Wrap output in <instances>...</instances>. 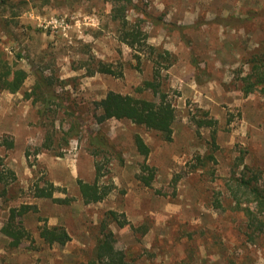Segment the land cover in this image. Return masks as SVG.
I'll return each instance as SVG.
<instances>
[{
	"label": "rangeland",
	"instance_id": "obj_1",
	"mask_svg": "<svg viewBox=\"0 0 264 264\" xmlns=\"http://www.w3.org/2000/svg\"><path fill=\"white\" fill-rule=\"evenodd\" d=\"M115 1L0 0V52L28 73L19 91L0 89V264H81L107 230L135 264H264V225L228 189L232 176L264 187V94L240 88L264 42V0H132L126 18L148 44L135 47L121 40ZM99 61L115 73L96 71ZM156 76L176 110L172 140L127 119L98 121L108 91L158 100L139 90ZM97 168L109 192L86 203L78 182ZM47 182L71 202L35 196ZM22 205L28 235L12 248L1 228ZM43 225L71 239L46 243Z\"/></svg>",
	"mask_w": 264,
	"mask_h": 264
},
{
	"label": "trees",
	"instance_id": "obj_2",
	"mask_svg": "<svg viewBox=\"0 0 264 264\" xmlns=\"http://www.w3.org/2000/svg\"><path fill=\"white\" fill-rule=\"evenodd\" d=\"M121 0H116L112 8V17L121 25L122 36L121 40L131 47H135L136 43L146 42V34L140 28H136L127 20L126 9L132 4V0H124L123 4H119ZM152 47V46H151ZM154 49V48H153ZM169 54L168 52H164ZM162 59H167L164 54H160ZM171 63V62H170ZM247 63L249 65L248 73L242 76L240 88L244 94L248 95L254 91H259L264 94V42L261 47L251 52L247 56ZM96 71L103 73H115L110 65L99 61ZM28 73L23 68H15L10 65L0 52V89L17 92L23 86ZM151 89L156 93H160L158 100L147 99L142 96H134L131 94H123L116 91H108L106 95L96 102L97 108L101 111L98 116V121L103 122L108 118H115L118 120L127 119L138 126H145L146 128L159 132L165 140H172L173 124L176 119V110L167 96L160 92V82L157 76L153 80H146L139 90ZM28 95V94H27ZM199 125H212L214 120L212 118H203L197 120ZM94 140V139H92ZM134 141L137 150L144 156L150 152V147L146 144L143 138L136 134ZM9 147L13 146L12 141H6ZM95 142V141H93ZM144 172L141 174V180L149 186L154 177V169L147 164H144ZM99 168H97L96 177L92 182H85L79 180V189L83 200L86 203L98 202L103 200L109 192V187H101L99 185ZM256 179V177L254 178ZM4 177L0 174V183H3ZM54 184L47 182V186H37L35 196L48 197L59 203L68 204L71 202L69 197H55ZM228 189L232 197L237 203L240 201H248L252 204L251 208H244L246 215L253 223L259 221V224L264 225L262 220L258 217L264 215V187H261L257 182L251 178L244 176H232L228 182ZM239 205V204H238ZM30 205H22L20 208H11L10 214L6 223L1 228L4 235L10 238L9 245L12 248H17L21 245L24 238L27 237L28 232L25 227L17 220L19 215L26 214ZM111 218L123 226L126 221L118 219V214L114 211L110 212ZM107 224H103L106 229ZM40 237L48 244H65L71 236L63 225L48 226L43 225L40 229ZM81 264H135L133 259L127 257V253L118 249L115 246V235L112 230L104 231L103 236L99 238L93 255L88 260Z\"/></svg>",
	"mask_w": 264,
	"mask_h": 264
}]
</instances>
